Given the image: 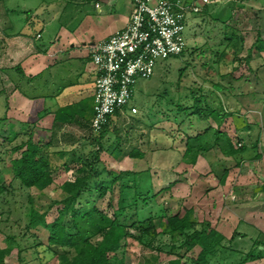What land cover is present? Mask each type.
Instances as JSON below:
<instances>
[{
  "label": "trees",
  "instance_id": "trees-1",
  "mask_svg": "<svg viewBox=\"0 0 264 264\" xmlns=\"http://www.w3.org/2000/svg\"><path fill=\"white\" fill-rule=\"evenodd\" d=\"M248 1L231 0L228 4L213 2L205 5L200 12L193 14L196 17L209 15L214 23L222 27L220 41L215 45L217 49L212 50L216 58L215 63L219 64L221 80L213 84L212 91L209 93L203 88L197 91L191 90V105L180 106V113L187 111L188 116L194 117L199 122L212 120L217 124L216 128L209 124L201 132L186 135L182 161L187 165L194 166L200 156L217 150L223 156L233 159L235 165L239 166L240 158L249 150L248 144H241L240 141L235 143L230 135L221 130L222 125L229 118L238 122L237 132L249 130L251 126L238 114V111L227 110L220 97V93H225L226 99H230L235 91L232 81L228 84L233 79V72L222 74L220 63L226 64L230 57H233L234 61L243 60L239 59L238 54L241 51L239 46H242L244 36H241L234 21L240 10L250 11L246 10L248 5L243 4ZM255 1H260L264 5V0ZM186 2L190 3L188 0ZM253 49L264 52V39L261 32L258 33L250 53ZM186 50L185 47L179 55H184ZM250 56L251 54L245 60L249 61ZM211 67L209 71L213 72L214 68ZM225 80L228 81L224 83ZM243 94L240 92V95ZM124 110V112L117 111L111 116L99 132H95L90 125L92 134L88 144L83 146L88 151L79 155L77 160L64 162L63 167L67 172L74 168V176L59 186L62 198L53 200L47 210L41 212L35 207L33 198L28 196L29 206L24 212L25 230L20 236L5 235L6 247L0 244V264H7L6 259L14 253L17 255V264H29L31 259L28 260V257L33 256H35L33 260L38 264H45L40 250L44 244L35 240L36 237L30 234V230L37 228L47 231L45 250L57 258V264H125L124 254L130 241L136 242L144 249L156 251L158 256L154 264L162 263L161 253L169 258L164 261L165 264H229L230 259L227 254L232 255L231 243L239 238L241 233L234 231L232 237L227 239L210 222L197 220L198 208L195 206L185 209L183 213L181 211L168 213L163 203H155L164 190L155 193L149 170H121L116 175L106 170L101 160V154L105 151L117 160H121L125 155L133 159H143L145 156V152L138 144H135L138 140L128 151L124 149L132 130L139 126L147 127L134 118H129L130 122L126 125L127 109ZM6 121V116L0 118V137L2 138L0 156L5 154L9 156L13 174L12 182H18L21 190L36 189L41 193L50 190L55 186L54 175L59 169L48 152L50 146L46 148L44 145L35 143L31 135L18 142L20 135L13 133L12 127L5 130L2 135L1 125ZM147 128L152 129L150 126ZM4 145L8 149L2 153ZM257 158H260V155ZM2 160L4 159L0 158V162ZM229 173V168L224 167L219 176L220 184L226 183ZM10 188L5 186L0 168V200L4 204H9L10 195L15 197L19 194L13 187V183ZM116 192L118 193L117 204H109L113 211L112 215H109L97 206V200ZM53 209L56 210L57 217L48 221V215ZM5 214H8L6 218ZM11 214L10 208L7 212H0L1 233L2 225L9 222ZM260 246L263 249H260ZM196 249H199L197 254L189 255ZM120 252H122L121 258L118 257ZM263 257L264 241L256 239L251 250L232 264H247L262 260Z\"/></svg>",
  "mask_w": 264,
  "mask_h": 264
},
{
  "label": "rangeland",
  "instance_id": "rangeland-1",
  "mask_svg": "<svg viewBox=\"0 0 264 264\" xmlns=\"http://www.w3.org/2000/svg\"><path fill=\"white\" fill-rule=\"evenodd\" d=\"M230 1L209 0L208 3H205L203 0H197L194 3L199 9L197 12H200L205 5L213 2L228 4ZM17 2L21 3V0L1 1L2 4L7 3L10 8H14ZM243 4H247L246 10L250 11L240 10L236 14L234 24L239 28L241 36H244L242 46H239L241 51L238 54L239 59L244 61H234L233 57H230L226 64L224 62L220 63L222 74L233 72V79L228 84L232 81L235 89L232 98L226 99L225 93H220V97L227 110L239 111V114L247 120L251 127L249 130H245L247 132L244 130L237 132L238 122L229 118L222 125L221 130L230 135L235 143L240 141L241 144L251 143L253 145L256 143L257 138L260 137L263 145L264 52L261 53L253 49L250 53V49L256 41L259 32L262 33L264 39V5L260 1L255 0H249ZM192 17V24L188 25L184 32L187 49L184 55L171 56L167 60L159 61L150 79H139L136 82L134 97L130 105V109L136 107L138 112L132 116L130 109L126 112L128 114L126 115V125L130 122L129 118H134L147 125V127H152L150 130L147 127L139 126L132 130L129 141L124 145V149L128 151L132 144L138 140L135 144H138L140 149L145 152V159L141 160V162L135 161L126 155L128 158L119 161L108 151H105L101 154V160L106 170L114 175L125 169L139 170L150 168L154 177L155 193H159L162 189L164 190L159 194L155 203H163L168 213L176 211L183 213L185 209L197 206V220L199 222H212L215 227L220 225L219 227L226 234L227 239H230L234 233L233 227L236 224L233 219L242 217L244 214H251L252 210H258L264 214V193H256L254 191L256 187H260L264 183V160L247 163L242 169L245 175L244 180L237 185V177L240 172L235 165V161L231 158L226 159L219 151L215 150L208 153L206 158L201 159L192 170L189 169L191 171L187 177L189 179H184L182 172L185 169L179 162L184 150L186 135H194L197 132H201L209 124L216 128L217 124L212 120L199 122L194 117L188 116L187 111L180 113V106L187 107L191 105V90L197 91L199 88H203L209 93L212 91L213 84L221 80L220 71L218 70L219 64L215 63L216 58L212 50L215 51L217 49L215 45L220 41L222 27L218 23H214L209 15L197 17L193 15ZM250 54V60L246 61L245 59ZM209 65L213 66V72L209 71V68H212ZM240 77L242 79L239 80ZM227 81L223 82L226 83ZM240 92L244 94L240 95ZM2 110L1 101L0 117ZM242 132L245 133L242 134ZM1 141L2 138L0 137V143L2 144ZM239 144L237 145L239 146ZM262 145L260 151L264 153V145ZM7 149L6 145H4L1 150L2 153L6 152ZM0 158L4 159L0 162V168L5 186L11 189L10 187L13 183V187L19 193L15 197L11 195L8 197L9 204H4L0 200V212H7L9 208L12 210L9 222L6 225H2L3 232H0V244L2 247H6L4 242L5 235L15 234L20 236L25 230L26 218L24 212L29 206L27 202L28 196L33 198L35 207L39 211L45 212L53 200L62 198L59 186L73 178L74 168L72 171L66 172L64 168L59 167L54 175L55 186L41 193L36 189L21 190L18 182H12L13 174L10 168L9 156L5 154L0 156ZM61 162L63 161L58 160L55 161V164L60 165ZM224 167L230 170L229 179L227 180L229 182L228 187L225 189L221 187L220 191L212 192L204 200H200L204 197L202 189L194 190L190 193L189 186L195 189L197 187H220L219 176ZM174 178L182 182V187H168L169 182ZM200 184H203V186ZM117 199V192L112 195L108 194L105 198L97 200V206L112 215L113 211L109 204L116 205ZM7 216L8 214H5L4 217L6 218ZM56 217L57 212L53 209L47 219L52 221ZM225 221L228 223H225ZM239 230L245 232L247 237L237 238L231 243L230 250L233 251L229 252L232 255L227 254L230 259L228 260L229 264L240 260L245 253L249 252L254 241L260 235L256 227L247 223H242ZM30 234L36 237L35 240L44 244L40 247V250L45 264H57V258L45 250L48 239L47 231L43 228H37L30 230ZM260 236L262 237L263 235ZM262 240L264 241V237H262ZM198 251L196 249L189 255L193 256ZM124 255L125 264H154L158 256L156 251L144 249L133 241H130ZM16 257L17 255L14 253L6 259V263L17 264ZM34 257H28V260L31 259L29 264H38L33 260ZM118 257H122V252L118 253ZM168 259V256L164 253L160 254L161 264H165L164 261ZM248 264H264V257L262 260L248 262Z\"/></svg>",
  "mask_w": 264,
  "mask_h": 264
},
{
  "label": "crops",
  "instance_id": "crops-1",
  "mask_svg": "<svg viewBox=\"0 0 264 264\" xmlns=\"http://www.w3.org/2000/svg\"><path fill=\"white\" fill-rule=\"evenodd\" d=\"M1 1L0 98L3 110L0 118H7L1 125V134L12 127L13 133L20 135L19 140L31 135L35 143L46 148L50 146L48 152L52 160L63 161L58 166L64 168L65 161L77 160L79 155L88 151L83 146L88 144L92 134L90 125L94 114L96 80L92 63L93 48L127 26L133 10L132 2L21 0V3L17 2L14 8H10L7 5L9 1L6 4ZM189 1L194 3L197 0ZM126 112L125 116L128 115ZM261 143L260 137L253 145L246 143L249 150L240 158V165L237 166L240 172L236 176L237 185L244 180L242 169L247 163L264 160ZM258 155L260 158H257ZM206 156H200L194 166L183 163L181 156L179 164L184 166V179H189L190 170ZM128 157L125 155L119 161ZM143 159L133 160L141 162ZM143 170H149L154 179L150 168L131 171ZM227 180L225 184L219 182L220 187L213 185L193 189L189 186V191L202 189L204 197L200 200H204L212 192L220 191L221 187H228ZM169 185L182 187V182L174 178ZM254 191L264 193V183ZM233 220L236 223L233 232L241 233L239 238L247 237L245 232L239 230L242 223L256 227L258 234L264 237V214L258 210ZM212 226L226 237L220 225ZM260 235L258 239L262 240ZM260 249L263 247L260 246Z\"/></svg>",
  "mask_w": 264,
  "mask_h": 264
},
{
  "label": "built area",
  "instance_id": "built-area-1",
  "mask_svg": "<svg viewBox=\"0 0 264 264\" xmlns=\"http://www.w3.org/2000/svg\"><path fill=\"white\" fill-rule=\"evenodd\" d=\"M127 26L96 44V73L91 127L99 132L117 111L130 109L139 79H150L159 61L179 55L186 47L184 32L199 9L186 0H131ZM209 2V0H203ZM131 114L138 112L136 107Z\"/></svg>",
  "mask_w": 264,
  "mask_h": 264
}]
</instances>
